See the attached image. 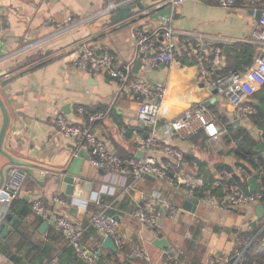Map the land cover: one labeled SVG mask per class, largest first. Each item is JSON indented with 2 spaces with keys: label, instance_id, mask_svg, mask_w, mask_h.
Here are the masks:
<instances>
[{
  "label": "crops",
  "instance_id": "1",
  "mask_svg": "<svg viewBox=\"0 0 264 264\" xmlns=\"http://www.w3.org/2000/svg\"><path fill=\"white\" fill-rule=\"evenodd\" d=\"M108 1L0 0V17L6 24L0 35V74L3 75L0 78V96L10 118L3 147L13 157L36 166L40 174L45 176L40 182L35 176H25L16 191V197L10 200L13 207L11 209L10 206L9 210L21 221L15 222L17 230L9 231L3 237L4 240H0L1 264H15L16 256L25 255V258L30 254L27 252L31 251L32 242L52 243L55 257L51 261H55L54 264H86L77 256L62 232L51 225L45 231L41 230L44 220L31 211L35 197L43 198L50 209L69 215L77 224L86 228L83 244L97 254V264H144L143 260L134 255L135 247L148 251L150 264H192L183 255L193 240L204 247L199 251L201 262L211 264L214 257L224 259L233 254L236 238L257 215V205L229 210L220 201L218 204L211 203L197 195L194 197L198 200L196 211L186 210L184 203L189 194L184 188L171 187L152 177L134 182L130 175L97 169L92 166L87 150L77 149L59 132L55 118L62 112L73 122L87 124L120 156L126 157L137 156L139 152L135 132H149V128L138 120L140 98L137 94L120 91L119 83L108 75L91 77L76 69L79 44L88 41L98 50L106 46L112 48L119 63L132 65L133 77L148 82H161L166 86L164 104L168 113L162 117L157 139L163 146H172L184 153L182 162L171 159L174 165H180V170L174 173H191L203 177L209 171L214 174L222 171H218L222 163L233 166L237 161L233 153L235 141L227 143L225 140L230 122L245 129L256 140V147L264 144L257 133L249 132L247 125L236 118L234 108L224 96L217 94L208 83L209 78L197 74L193 65L151 67L148 56H141L136 45V30L165 25L161 17H153L156 13L145 15L146 6L143 5V9L118 22L112 20L101 25V20L85 21V18L102 9ZM137 4L127 6L136 8ZM256 24L255 14L246 2L226 8L205 0H187L174 14L173 29L180 53L181 42L186 37L224 43L225 47L230 46L231 49L236 42L254 44L252 32ZM60 25L67 29L55 35ZM225 47L226 55L231 50L226 52ZM138 61H141V65L136 68ZM226 64L227 56L225 67ZM17 74L22 76L2 86L1 82L5 78ZM262 88L253 97L258 107L261 104L256 96ZM201 103L207 104L217 117L223 130L220 144L211 142L204 133L187 136L168 130L167 125L171 120ZM81 106L102 110L106 113L105 117L92 120L79 111ZM255 119L254 116V125L251 126L258 125L263 137L264 129ZM2 120L0 108V129ZM81 151L88 156H80ZM154 156L161 162L170 160L164 149L156 151ZM0 161L4 162L6 158L0 155ZM66 175L75 178L72 204L68 203L66 194L60 190ZM248 184L250 186V179ZM141 190L171 198L182 211L174 218L163 217L155 230L147 228L133 215L135 199ZM96 194L101 196L99 204L93 199ZM55 197L64 198L66 204L56 202ZM72 207L77 208L75 216L71 212ZM24 208L29 210L28 215L21 214ZM109 208L116 211L114 216L121 224L125 240L123 249L105 247L106 237L92 226L93 215ZM159 234L167 239L169 248L162 249L154 243ZM24 235L27 238L23 243ZM4 249L8 252H4ZM31 253L37 251L32 250ZM192 255L197 258V251Z\"/></svg>",
  "mask_w": 264,
  "mask_h": 264
},
{
  "label": "built area",
  "instance_id": "2",
  "mask_svg": "<svg viewBox=\"0 0 264 264\" xmlns=\"http://www.w3.org/2000/svg\"><path fill=\"white\" fill-rule=\"evenodd\" d=\"M186 1L109 0L102 9L85 18V21L97 19L101 20V25L107 24L111 21L114 12L132 3H141L146 6L147 11L145 14L149 15L170 8V15L164 20L165 25L153 29L139 28L136 30V45L139 53L148 56V63L151 67H158L162 64L170 67H184L185 65L177 58L179 44L174 37L173 21L175 12ZM211 2L226 8H233L240 2H246L254 13L260 9L262 10L260 19L252 32V41L257 48L256 54L252 64L243 70L224 72L225 51L222 46L216 43L187 40L186 48L195 58L193 66L196 68L197 74L202 78H209L208 83L216 90L217 94L224 96L228 104L234 108L236 118L247 125L249 132L257 133L259 139L264 141V132L262 137L258 125L251 126L254 125L252 122L253 117L259 111L253 97L264 86V0H211ZM66 29L65 26L60 25L54 34L56 35ZM75 66L77 70L91 77L108 75L119 83L120 91L137 94L140 98L138 120L149 128V132L147 134L135 132L134 134L138 151L143 152L142 157L136 155L133 157L120 156L91 127L87 124L71 121L62 112L58 113L55 118L59 132L70 140L77 149L87 150L92 166L97 169L123 176L130 175L134 182L145 177H152L164 181L171 187L184 188L190 196L195 197L196 192L205 187L204 178L191 173L182 175L171 173L174 168L171 159L182 162L184 153L175 147L163 146L157 139L162 117L168 113V108L164 104L167 96L166 86L161 82H148L133 77L132 65L130 63H119L112 48L106 46L99 51L87 41L79 44ZM79 111L92 120H101L106 114L102 110L84 106L79 107ZM167 127L171 133L187 136H194L203 132L214 144H220L222 141L223 130L219 126L213 110L205 103L186 109L180 116L171 120ZM124 133H127V130H124ZM233 146H238L236 141L233 142ZM161 149H164L170 160L161 162L154 156V153ZM263 173V167L250 172L243 165H236L230 170H222L215 175L212 186L221 188L223 196L219 198L216 194L203 189L204 197L202 198L215 204L220 201L229 210L256 206L259 203L264 204V180H260ZM256 175H259L258 180L260 182V187L256 191H252L249 184L245 185L239 181H234V178L237 177H240L243 181H248ZM25 176L26 174L21 173L19 167L14 166L11 185L15 192L12 193L11 199L16 197V191L21 187ZM93 199L95 203L99 204L101 196L96 194ZM54 200L60 204H66L64 198L55 197ZM135 202L134 217L151 230H155L160 226L163 217L174 218L182 211L181 207L176 206L171 198L156 196L144 190L139 192ZM31 211L42 220L48 221L49 225L56 230L62 232L69 245L83 262L97 264V254L83 244L86 228L77 224L69 215L50 209L41 197H35L32 200ZM255 223L258 226L255 227ZM92 226L102 236L111 237L117 248L123 249L125 247L121 224L114 215L108 214L106 209L93 215ZM263 231L264 220L255 215L253 221L246 224L243 232L236 238L233 254L224 259L214 257L210 263L257 264L250 258V249L256 242L257 236ZM134 255L143 260L144 264H150L151 257L148 251L135 247ZM54 262L51 261L48 264H54Z\"/></svg>",
  "mask_w": 264,
  "mask_h": 264
},
{
  "label": "trees",
  "instance_id": "3",
  "mask_svg": "<svg viewBox=\"0 0 264 264\" xmlns=\"http://www.w3.org/2000/svg\"><path fill=\"white\" fill-rule=\"evenodd\" d=\"M205 1L211 2V0H205ZM145 15H149V14H145ZM187 40H192L193 42H197V39L193 37H186L181 42V47H180L181 52L177 54V58L185 66L193 65V63L195 62V58L191 55V52L186 48ZM216 44L219 46L225 47L224 43L217 42ZM255 50H256V46L251 43H246V42L233 43L231 51L226 53L227 64L224 69V72H229L232 70H243L247 66L251 65L254 60V56L256 52ZM256 97L257 99H259V102L261 105L259 107L257 106L259 110L258 111L259 114L255 116V118L257 119L255 120L264 129V87L257 94ZM222 119H224V117H222ZM227 129L229 133L225 136V140L227 141V143H231L232 140H234L238 144L237 147L233 148V153L237 159V161L235 162L233 166H236V165L246 166L250 172L257 170L260 167H263V170H264V152L256 150V145H257L256 140L245 129L236 127L231 122L227 125ZM200 134L202 135L203 132ZM133 156L134 155H129L128 157H133ZM122 157H126V156H122ZM187 157L191 158L188 155ZM255 158H257V160H255ZM233 166L227 163H222L218 171L223 170V169L230 170L233 168ZM175 170L179 171L180 165H174V168L172 169L171 173H174ZM215 175L216 174H214L213 171H209L208 174H205V176H203L205 180V187L200 188L196 192V195L198 197H204L203 189H206L212 194H216L219 198L223 196L221 188L212 186ZM260 180L261 181L264 180V173L261 175ZM234 181H239L241 183H244L245 185H248V181H243L240 177L234 178ZM12 207L13 206H11V209ZM28 213H29V210L27 208H24L21 210L22 215H28ZM107 213L110 215H114L116 211L112 208L111 209L109 208L107 210ZM26 238H27V235H24L23 243L24 241H26ZM18 245L19 247L21 246L20 244ZM31 245H32L31 251L32 250L37 251V253L34 254V253H31V251L27 252L30 254H28L25 258H24L25 255L22 257L16 256L14 258L15 264H48L55 257V252H54L52 243L50 242H47V243H35L34 242L33 243L32 242ZM70 249L73 250L72 248ZM203 249H204L203 246L202 247L199 246L197 242L193 240L189 242L188 251H186V254H184L183 256L188 257L189 260H191L192 264H203L201 262L202 256L199 254V251H202ZM196 251L198 254L197 258L196 256L192 255V253ZM4 252L7 253L8 250L4 249ZM9 253L11 254V252ZM250 258L251 260L255 261L257 264H264V231L261 232L257 236L256 242L251 247Z\"/></svg>",
  "mask_w": 264,
  "mask_h": 264
},
{
  "label": "water",
  "instance_id": "4",
  "mask_svg": "<svg viewBox=\"0 0 264 264\" xmlns=\"http://www.w3.org/2000/svg\"><path fill=\"white\" fill-rule=\"evenodd\" d=\"M144 6L141 3L137 4L136 8H132L131 6H125L121 8L120 10L117 11V13L113 16V21L118 22L121 21L129 16H131L133 13H136L139 11V9H143ZM255 14V18L257 21L260 19L262 10H258ZM170 15V8H165L158 13L154 14L153 17H161L163 20H166L167 17ZM6 27V24H4L1 21L0 17V35L2 32V29ZM226 52L231 50L230 46L225 47ZM143 57L144 54H141ZM136 68H138L141 65V61H138L136 64ZM163 65V64H162ZM11 70V69H10ZM9 70V71H10ZM22 76V74H17L8 78H5L1 84L4 87L11 81L19 78ZM3 77L2 74H0V78ZM0 108L3 114V120H2V126L0 129V155L6 158V161H0V240H4L3 237L11 231L14 232L15 230L18 229V226L15 224L16 221H21V219L16 216L13 211L9 210L11 206V195L13 192H15V189L11 185V176H12V170L14 166L19 167L21 173H25L27 178L35 176L36 178H39L40 181H43L45 176L40 174V171H38L37 167L31 164L30 162H27L26 160L23 159H18L13 157L7 150L4 149L3 147V142L5 138V134L9 125V112L7 110V107L5 106V103L3 99L0 96ZM257 151H263L264 150V144L261 143L258 147H256ZM80 156H88V154H85V152L81 151ZM143 152L139 151L137 154V157H142ZM259 179V175H256L255 177L250 178V188L252 191H256L257 189V180ZM74 183H75V178L73 176L66 175L64 176L60 190L62 193L66 194L67 200L69 204L73 203V189H74ZM43 185V182H42ZM2 189V190H1ZM3 191V192H2ZM198 204V200L190 195L187 196L186 201L184 203V209L186 210H192L193 212L196 211ZM257 215L260 218L264 217V204L259 203L257 204ZM71 212L73 216L76 215L77 208L72 207ZM117 218V217H116ZM49 227V222L44 221L43 224L41 225V230L45 231ZM158 247L164 249V248H169V243L167 239L162 235L159 234V236L156 238L154 242ZM104 246L111 248L113 250H117V246L115 245V242L112 240L111 237H106L104 241Z\"/></svg>",
  "mask_w": 264,
  "mask_h": 264
},
{
  "label": "bare ground",
  "instance_id": "5",
  "mask_svg": "<svg viewBox=\"0 0 264 264\" xmlns=\"http://www.w3.org/2000/svg\"><path fill=\"white\" fill-rule=\"evenodd\" d=\"M123 8V7H122ZM121 9V8H120ZM119 9V10H120ZM118 11V10H117ZM117 11L116 12H114V14H113V16L117 13ZM113 16H112V18H111V21L113 20ZM88 42V41H87ZM90 43V42H89ZM91 44V43H90ZM92 45V44H91ZM100 51V50H99ZM233 148H235V147H233ZM263 152H264V150H263Z\"/></svg>",
  "mask_w": 264,
  "mask_h": 264
}]
</instances>
